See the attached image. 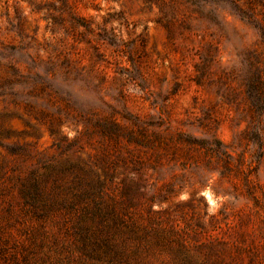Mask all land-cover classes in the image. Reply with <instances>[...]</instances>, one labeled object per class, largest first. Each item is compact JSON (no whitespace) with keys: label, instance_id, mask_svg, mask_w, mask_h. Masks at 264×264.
<instances>
[{"label":"rangeland","instance_id":"rangeland-1","mask_svg":"<svg viewBox=\"0 0 264 264\" xmlns=\"http://www.w3.org/2000/svg\"><path fill=\"white\" fill-rule=\"evenodd\" d=\"M263 4L0 0V77L10 63L29 78L0 96V264H82L69 217L32 241L19 198L32 171L68 200L78 177L103 182L133 264H248L264 242ZM131 182L144 195L124 206Z\"/></svg>","mask_w":264,"mask_h":264},{"label":"trees","instance_id":"trees-1","mask_svg":"<svg viewBox=\"0 0 264 264\" xmlns=\"http://www.w3.org/2000/svg\"><path fill=\"white\" fill-rule=\"evenodd\" d=\"M73 21L77 26H85L80 19L74 16ZM256 28L262 43H264V4L262 20L257 23ZM1 48H6L9 51L15 50V47L12 46H2ZM5 68L6 70L3 71L4 76L0 77V96L5 95L6 90H10L14 85H26L29 79L27 75L20 73L10 63L5 65ZM262 71L264 72V68ZM254 89L258 94H263L264 79L256 77ZM111 125V129H106L98 121L91 123L93 129H100L105 134L109 133L113 137L118 134V131L116 124L113 123ZM50 132L51 134H55L54 129H51ZM16 150V148L11 149L12 152ZM85 181L80 177L77 178L76 182L70 187L72 198L69 200L44 192L42 182L38 176H35L34 171L30 173L27 181L22 182L19 188L21 210L25 219L34 223L31 233L32 241L36 242V246L38 247L44 246L45 241L51 236H49L48 226L56 224L58 227V219L55 218V215L61 214L64 215V218L69 217V221L73 220L70 229L66 230L71 240L70 253H76L80 263L133 264L131 260L135 259L134 255L124 254L123 241L117 244L115 240L116 236L122 234V231L119 229L121 221L114 217L112 221V225L115 227L114 231H111L107 225L108 213L103 210L100 202L104 183ZM143 195L144 193L141 191L138 183H122L119 202L124 206H131L134 197H142ZM149 202L146 211L151 213L152 201L150 200ZM64 221L68 220L65 219ZM129 226L130 228L124 235L125 239H133L135 234H137L134 230V227H137L136 223H130ZM259 234L263 236V233L260 232ZM259 255L261 256L260 258ZM247 263L264 264V242L259 247L254 245L248 249Z\"/></svg>","mask_w":264,"mask_h":264}]
</instances>
